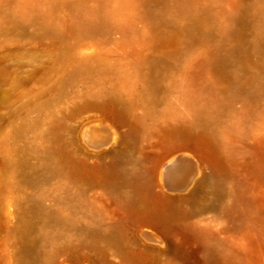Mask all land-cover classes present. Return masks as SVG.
<instances>
[{
    "label": "rangeland",
    "instance_id": "obj_1",
    "mask_svg": "<svg viewBox=\"0 0 264 264\" xmlns=\"http://www.w3.org/2000/svg\"><path fill=\"white\" fill-rule=\"evenodd\" d=\"M247 223L264 0H0V264H264Z\"/></svg>",
    "mask_w": 264,
    "mask_h": 264
},
{
    "label": "bare ground",
    "instance_id": "obj_2",
    "mask_svg": "<svg viewBox=\"0 0 264 264\" xmlns=\"http://www.w3.org/2000/svg\"><path fill=\"white\" fill-rule=\"evenodd\" d=\"M190 159L186 158L183 154L175 156L173 159L165 158L158 167L159 175L162 180L170 183L175 177L181 175L189 166ZM221 185L216 184L214 190L219 195L221 192ZM242 234L245 240V249L254 257H262L264 250L261 241L254 234V227L251 223H247L242 228Z\"/></svg>",
    "mask_w": 264,
    "mask_h": 264
}]
</instances>
